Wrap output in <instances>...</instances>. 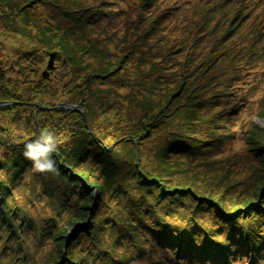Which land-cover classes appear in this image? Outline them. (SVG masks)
I'll return each instance as SVG.
<instances>
[{
	"label": "trees",
	"instance_id": "trees-1",
	"mask_svg": "<svg viewBox=\"0 0 264 264\" xmlns=\"http://www.w3.org/2000/svg\"><path fill=\"white\" fill-rule=\"evenodd\" d=\"M131 2L0 0V264H264V0Z\"/></svg>",
	"mask_w": 264,
	"mask_h": 264
},
{
	"label": "clouds",
	"instance_id": "clouds-1",
	"mask_svg": "<svg viewBox=\"0 0 264 264\" xmlns=\"http://www.w3.org/2000/svg\"><path fill=\"white\" fill-rule=\"evenodd\" d=\"M56 137L47 130L41 132L40 138L25 145L24 156L33 162L36 170L49 172L55 170V161L52 153L56 148Z\"/></svg>",
	"mask_w": 264,
	"mask_h": 264
},
{
	"label": "rangeland",
	"instance_id": "rangeland-1",
	"mask_svg": "<svg viewBox=\"0 0 264 264\" xmlns=\"http://www.w3.org/2000/svg\"><path fill=\"white\" fill-rule=\"evenodd\" d=\"M128 4L130 6H133L135 7V4L131 2V0H128ZM179 36L178 34L176 33H170L169 34V37L171 39V41L169 42V45H172L173 43L179 41V39L183 36H181L180 38L177 37ZM27 42V45L26 43L21 39V37H18V36H12V35H6V36H2L0 37V46L1 48L10 53L12 51H14L15 49H19V48H26L30 46V42L28 40H26ZM167 47V46H166ZM155 52V51H154ZM156 54H159V53H156ZM49 59V58H48ZM122 56L121 57H117L114 61H113V66H112V69H120V71L118 73H124L122 72L124 70H126L127 72H133L134 71V66L132 65L131 62H128V63H124V60L122 61ZM155 59L157 60V57L155 56ZM46 64V63H45ZM45 68V66L43 67V69L40 71L42 72ZM39 72V73H40ZM147 72V71H145ZM132 79V78H131ZM75 82H79L77 78H75ZM102 85H105V84H102ZM108 86V84H107ZM250 119L254 122V123H262L264 124V119L260 118L259 116L253 114L251 115ZM115 131L114 130V127H111V131ZM110 141H113L112 139H110ZM240 146V145H239ZM39 177V176H38ZM22 192V191H21ZM28 193H30L31 191H26Z\"/></svg>",
	"mask_w": 264,
	"mask_h": 264
},
{
	"label": "water",
	"instance_id": "water-1",
	"mask_svg": "<svg viewBox=\"0 0 264 264\" xmlns=\"http://www.w3.org/2000/svg\"><path fill=\"white\" fill-rule=\"evenodd\" d=\"M54 57H55V53L52 52V53L49 54V59H48L47 67L43 71V74H47L48 73V70L52 68L53 62H54ZM6 104H8V103H6V102H0V107L3 106V105H6ZM57 107H64V108H67V109H71V110L80 112V113H82L84 115V112H83L82 108L79 107V106H77V105L58 104ZM42 108H45V107H42Z\"/></svg>",
	"mask_w": 264,
	"mask_h": 264
}]
</instances>
